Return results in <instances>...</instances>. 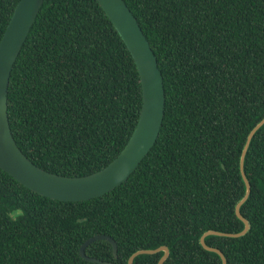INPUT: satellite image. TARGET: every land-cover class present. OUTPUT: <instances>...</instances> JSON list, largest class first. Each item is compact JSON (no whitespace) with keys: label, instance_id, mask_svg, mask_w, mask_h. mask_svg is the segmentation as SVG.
<instances>
[{"label":"trees","instance_id":"trees-1","mask_svg":"<svg viewBox=\"0 0 264 264\" xmlns=\"http://www.w3.org/2000/svg\"><path fill=\"white\" fill-rule=\"evenodd\" d=\"M20 0H0V43ZM164 77L166 111L154 148L127 182L85 202L26 188L0 168V264H128L170 249L165 264H222L210 230L238 233L240 160L264 118V0H125ZM136 63L98 0H45L13 68L9 118L17 144L48 172L107 167L138 125ZM252 185L241 238L210 236L228 264H264V126L245 164ZM21 211L16 218L12 213ZM163 252L134 264H158Z\"/></svg>","mask_w":264,"mask_h":264},{"label":"water","instance_id":"water-1","mask_svg":"<svg viewBox=\"0 0 264 264\" xmlns=\"http://www.w3.org/2000/svg\"><path fill=\"white\" fill-rule=\"evenodd\" d=\"M98 1L136 63L142 85L143 103L138 125L126 147L107 167L94 174L68 177L43 170L24 154L11 129L9 86L12 71L45 0H20L0 43V168L26 188L53 200L85 202L103 197L127 182L156 145L165 118L166 90L163 73L138 19L125 0ZM263 126L264 118L249 133L240 160V171L246 192L235 211L238 219L243 222L244 229L238 233L210 230L200 238L201 246L209 252L218 254L222 264H228L226 255L220 249L209 246L206 239L210 236L236 239L249 233L251 223L241 211L252 193L245 164L251 143ZM22 214L21 211H16L12 213V217L16 218ZM97 241L111 243L114 256L118 258V244L108 235H97L88 239L80 250L83 258L93 263L110 264L86 255V249ZM161 252L164 255L158 264H165L170 257V249L167 246L137 251L130 257L128 264H134L135 259L141 255H156Z\"/></svg>","mask_w":264,"mask_h":264},{"label":"flooded vegetation","instance_id":"flooded-vegetation-1","mask_svg":"<svg viewBox=\"0 0 264 264\" xmlns=\"http://www.w3.org/2000/svg\"><path fill=\"white\" fill-rule=\"evenodd\" d=\"M161 259V258H160ZM99 264V263H98Z\"/></svg>","mask_w":264,"mask_h":264}]
</instances>
